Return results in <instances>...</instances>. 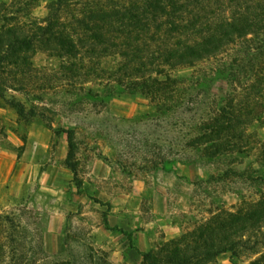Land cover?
I'll list each match as a JSON object with an SVG mask.
<instances>
[{
	"label": "trees",
	"instance_id": "obj_1",
	"mask_svg": "<svg viewBox=\"0 0 264 264\" xmlns=\"http://www.w3.org/2000/svg\"><path fill=\"white\" fill-rule=\"evenodd\" d=\"M36 1L0 0L1 97L29 86L31 56L41 50L59 59L57 73L71 86L97 74L110 92L147 100L154 108L148 118L178 136L166 139L158 150L163 153L149 162L153 167L209 164L211 177L255 188V197L234 211L217 212L180 238L142 252L137 264H205L224 252L255 255L251 264H264V176L255 174L264 167V139L249 131L264 125V0H55L44 18L31 12ZM87 94L79 102L97 95ZM7 102L23 118L43 115L14 98ZM52 129L66 137L65 165L75 178L77 130ZM172 152L193 155L175 159ZM76 186L80 191L81 180ZM0 224L12 248L20 241L18 225L3 216ZM123 233L132 243V234ZM67 249L41 250L33 264H112L98 251L75 257L65 256Z\"/></svg>",
	"mask_w": 264,
	"mask_h": 264
},
{
	"label": "rangeland",
	"instance_id": "obj_2",
	"mask_svg": "<svg viewBox=\"0 0 264 264\" xmlns=\"http://www.w3.org/2000/svg\"><path fill=\"white\" fill-rule=\"evenodd\" d=\"M54 1L37 0L33 16L44 18ZM31 61L29 86L0 96V217L12 219L20 237L9 247L0 224V264H33L41 250L63 253L65 246V256L91 249L112 264H137L142 252L180 238L217 212L234 211L247 196L255 197V188L247 191L241 182L231 185L211 177L209 164L195 166L186 160L153 167L149 162L163 153L158 150L166 139L178 136L167 132L163 122L148 118L154 108L147 100L110 92L97 74L71 86L57 73L59 59L41 50ZM87 93L97 95L79 102ZM7 98L24 102L27 109L34 106L43 115L23 118ZM50 126L76 128L77 177L65 165V135L55 134ZM249 131L264 139V125ZM192 153L170 156L191 158ZM255 174L264 176V167ZM123 231L132 234V243ZM7 251L19 252L17 259L7 257ZM255 257L224 252L205 264H251Z\"/></svg>",
	"mask_w": 264,
	"mask_h": 264
},
{
	"label": "crops",
	"instance_id": "obj_3",
	"mask_svg": "<svg viewBox=\"0 0 264 264\" xmlns=\"http://www.w3.org/2000/svg\"><path fill=\"white\" fill-rule=\"evenodd\" d=\"M132 241H133V238H132ZM142 251H145L147 250V244H145V248H141Z\"/></svg>",
	"mask_w": 264,
	"mask_h": 264
}]
</instances>
